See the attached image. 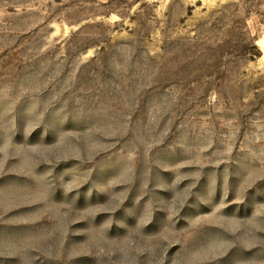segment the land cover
<instances>
[{
    "label": "rangeland",
    "instance_id": "374dc122",
    "mask_svg": "<svg viewBox=\"0 0 264 264\" xmlns=\"http://www.w3.org/2000/svg\"><path fill=\"white\" fill-rule=\"evenodd\" d=\"M0 264H264V0H0Z\"/></svg>",
    "mask_w": 264,
    "mask_h": 264
}]
</instances>
